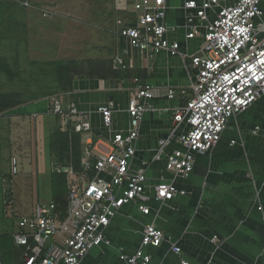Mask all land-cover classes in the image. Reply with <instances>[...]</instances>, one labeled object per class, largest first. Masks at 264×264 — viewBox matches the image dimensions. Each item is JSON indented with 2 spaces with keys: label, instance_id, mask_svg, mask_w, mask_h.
<instances>
[{
  "label": "built area",
  "instance_id": "2783aa9c",
  "mask_svg": "<svg viewBox=\"0 0 264 264\" xmlns=\"http://www.w3.org/2000/svg\"><path fill=\"white\" fill-rule=\"evenodd\" d=\"M27 9L41 12L52 20L55 13L47 7H36L31 0H12ZM136 21L119 28L117 35L125 48L113 58L115 69L135 67V54L142 58L167 53L171 57L189 59L192 97L183 108L173 110L176 129L182 124L188 130L178 138L182 149L170 154L167 171L175 177L191 176L195 160L210 152L220 141L229 121L251 108L264 96V30L259 29L263 10L261 0H188L184 4L187 40H193L203 30V43L194 54L183 55L181 46L169 35L177 30L166 23V0H139L132 5ZM128 104L129 123L126 129H114L113 106H101L98 113L104 128L111 134L110 152L94 158L93 135L89 115L81 113L75 103L65 109L58 98L52 101L49 112L60 119L62 132L82 135L84 146L80 171L72 166L52 163V173H63L67 178L68 209L66 216L50 201L38 203L31 217L19 215L14 198V178L19 174V160L13 157L10 170L1 179L3 215L17 227L14 243L25 249L24 264H80L94 248L110 245L106 232L120 210L138 199L147 188L146 167L132 169L136 142L145 114L155 111L151 101L154 87L134 79ZM181 94H185L184 91ZM177 97L170 90L168 99ZM36 118V116H34ZM258 130V129H257ZM256 134V132H254ZM169 141H162L157 156ZM235 144V142L233 143ZM173 181L161 178L155 187V199L160 203L185 195ZM262 207L259 210L262 211ZM144 215L151 210L139 206ZM166 236L155 224L143 229L142 242L133 255L121 254L123 264H151L146 248H158ZM180 255L181 249L173 245ZM181 264H189L182 261Z\"/></svg>",
  "mask_w": 264,
  "mask_h": 264
},
{
  "label": "crops",
  "instance_id": "0c3cea01",
  "mask_svg": "<svg viewBox=\"0 0 264 264\" xmlns=\"http://www.w3.org/2000/svg\"><path fill=\"white\" fill-rule=\"evenodd\" d=\"M136 1L139 0H114L103 15L101 29L106 33L109 47L102 49L105 52L102 58H114L125 48L117 32L136 21L137 14L132 9ZM186 1L166 0V23L177 28L169 38L180 44L183 55L196 53L203 43L202 29L195 39H186L188 30L183 9ZM261 8L263 18L258 21V27L264 30V0ZM135 56V73L153 86L155 93L151 101L155 111L147 112L143 118L132 160V169L146 167L147 188L137 202L125 205L112 220L106 232L111 244L94 248L80 264H123L120 255L135 254L141 245L144 227L152 223L164 232L166 240L158 248H146L152 257L151 264H181L182 261L264 264V96L229 121L218 144L205 155L197 156L189 178L175 177L167 171V159L182 149L178 138L188 130L186 124L176 129L173 110L185 107L193 95L192 72L186 68L189 59L184 61L181 56L171 57L167 53L145 58L139 53ZM133 88V80H76L69 95L58 97L65 109L75 103L81 113L89 115L93 135L86 141L93 143L94 158L110 152L111 134L104 128L98 108L113 106L114 129H126ZM170 90L177 92L173 100L168 99ZM20 110L10 118L16 128H26L28 120L39 117L37 105L33 113L21 114ZM162 141L169 142L158 157ZM162 177L173 181L186 194L177 195L167 203L156 201L155 187ZM141 205L150 208L149 215L139 210ZM173 245L180 247V255L172 251Z\"/></svg>",
  "mask_w": 264,
  "mask_h": 264
},
{
  "label": "rangeland",
  "instance_id": "374dc122",
  "mask_svg": "<svg viewBox=\"0 0 264 264\" xmlns=\"http://www.w3.org/2000/svg\"><path fill=\"white\" fill-rule=\"evenodd\" d=\"M31 1L36 7L52 9L54 18L44 19L38 10L24 8L11 0H0V94L19 93L24 100L56 89L48 63L106 59L101 55L105 54L102 49L109 47V40L101 29V21L114 0ZM3 65L6 72L2 71ZM11 73H14L12 77ZM55 96L20 108L22 114L33 113L35 105L38 107L39 117L27 121L26 132L25 127L13 126L12 116L0 121V181L2 174L10 170L11 159L17 157L19 174L14 178L13 194L19 215L31 217L38 202L52 200L53 161L48 153V137L55 123L60 126V119L49 114L48 106ZM1 190L2 185L0 229L3 226L17 230L12 221L2 215Z\"/></svg>",
  "mask_w": 264,
  "mask_h": 264
},
{
  "label": "trees",
  "instance_id": "16d2710c",
  "mask_svg": "<svg viewBox=\"0 0 264 264\" xmlns=\"http://www.w3.org/2000/svg\"><path fill=\"white\" fill-rule=\"evenodd\" d=\"M48 65H50L52 69L56 82V89L25 100L19 93L0 94V121L11 117L16 110L33 101L50 98L55 95H57L55 96L57 98L59 96L69 95L73 91L74 82L76 80L134 81V79H140L143 81L135 73L134 69H115L112 56L107 59L92 58L86 61L61 60L50 62ZM5 70L6 68L3 65L2 71L6 72ZM13 74L14 73H11V77ZM83 151L82 135L76 134L73 131L64 133L58 124H54L48 137V153L53 162L58 163L62 167L72 166L76 171H80ZM6 174L7 173H3L2 175L4 176ZM51 199V201L57 205L62 215L66 216L68 198L67 178L65 174H51ZM1 212L3 215L2 207ZM12 223L14 224L13 221ZM16 232L17 230L15 229L9 230L1 226L0 264H24L25 249L15 245L13 236Z\"/></svg>",
  "mask_w": 264,
  "mask_h": 264
}]
</instances>
